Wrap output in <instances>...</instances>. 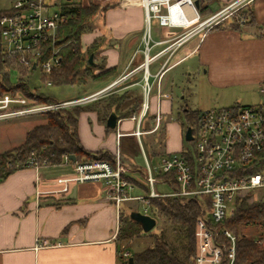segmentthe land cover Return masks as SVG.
Returning <instances> with one entry per match:
<instances>
[{"label": "crops", "instance_id": "1", "mask_svg": "<svg viewBox=\"0 0 264 264\" xmlns=\"http://www.w3.org/2000/svg\"><path fill=\"white\" fill-rule=\"evenodd\" d=\"M82 1L85 5L89 3V0ZM195 1H200V7L203 3L209 8L212 16L236 0ZM93 2L113 7L100 11L94 18V29L82 36L83 51L98 41L96 73L111 68L115 71L101 80H88L85 85L93 82L92 87L79 97L117 82L109 94L84 106L98 110L107 97L127 94L126 101L131 102L126 105L123 101L121 110L131 109L136 97L142 108L146 22L141 0ZM248 6L259 25L264 27V0H254ZM233 12L235 10L221 20V28L209 29L203 35H194L189 29L160 26L154 34L151 27L149 56L156 58L148 66L152 91L148 97V114L141 123L143 132H147L143 129L145 119L151 116L155 120L159 109L163 114V125L179 98L174 90H184V84L195 73H200L203 83L211 91L242 90L239 101L244 91H258L264 85V36L259 35L256 27H230L229 17ZM213 98L212 95L205 99L213 101ZM182 101V111L193 110L184 97ZM97 110L80 114L83 118L79 117L78 133L83 147L90 152L106 151L114 156L120 151L124 162H128L133 154L124 153L122 147L127 138L138 139L133 135L138 121L120 118L113 110L119 121L116 129L108 131L107 122L102 121ZM200 111L203 110L195 112ZM125 122H131L135 128L124 130ZM170 132L172 139L167 142V147L171 145V148L163 154L183 150L180 131L172 129ZM119 134L122 135L120 138ZM126 164L134 173L139 171L134 165ZM74 174V164L65 160L59 166L18 170L0 182V264H122V245L117 238L120 214L106 197L102 183H76Z\"/></svg>", "mask_w": 264, "mask_h": 264}, {"label": "built area", "instance_id": "2", "mask_svg": "<svg viewBox=\"0 0 264 264\" xmlns=\"http://www.w3.org/2000/svg\"><path fill=\"white\" fill-rule=\"evenodd\" d=\"M68 1L19 0L12 8L0 11V121L37 114L46 115L85 105L98 100L116 86L117 82H114L85 97L45 104L26 97L21 90H13L19 83L35 75L36 71L47 75L61 65L62 59L57 48H53L48 58L43 57L45 46L54 44L57 31L66 20L62 10ZM252 1L254 0H236L220 12L203 18L195 0H141L146 22L145 63L142 65L145 66V100L140 112L131 117L138 121L134 136L141 140L146 133L141 129V123L148 114V97L152 91L148 66L156 58L149 56L152 50L153 21H157L161 28L189 29L194 35H203L220 23L230 11L236 12ZM14 71L18 72V76H14L15 82L12 76ZM45 84L48 87L53 85L51 81ZM260 91L264 94V85L260 87ZM162 121L163 114L159 109L155 115V126L149 133L157 131ZM192 135L195 144L191 152L192 158H187L184 151L165 153L160 157L159 166L156 168L150 165L140 141L147 166L146 184L143 185L148 192L144 196L131 194L138 188L130 181V178H134V170L124 162L120 151L116 153L113 162L92 160L74 163L73 180L76 183H102L106 197L119 214L123 205L128 202H142L145 206L143 214L152 216L151 198L177 197L185 203L191 198L209 195L211 209L202 204V214L196 222V256L192 264H235L238 238L222 225L235 212L239 196L250 192L264 193V169L251 174L245 171L255 163L264 162V103L242 106L239 109L228 107L200 111ZM121 136L119 134V138ZM66 160L70 161L68 158ZM30 162L34 164V168H39L35 159ZM159 174L172 177L161 180L158 178ZM172 180L177 187L171 193L157 191L158 184L172 185ZM252 198L251 201L259 199ZM220 237L225 242L220 241ZM257 243L260 241L257 240ZM122 256L129 257L130 253L126 251Z\"/></svg>", "mask_w": 264, "mask_h": 264}, {"label": "trees", "instance_id": "3", "mask_svg": "<svg viewBox=\"0 0 264 264\" xmlns=\"http://www.w3.org/2000/svg\"><path fill=\"white\" fill-rule=\"evenodd\" d=\"M248 5L246 4L238 10L243 17L239 18V20L233 18L230 21V27L236 29L256 27L259 35L264 36V27L259 25L255 13ZM111 7L113 6H101L93 2V0H89L86 5L81 0H69L63 6L62 15L66 17V20L57 31L54 44L50 43L45 46V55L43 57L48 58L52 54L53 48H57L59 49L62 62L50 74L41 75L44 83L51 81L53 85L74 86L86 84L87 80H101L113 74L115 71L113 68L102 69L101 72L96 73V64L94 61L92 64L90 63L91 55L94 56L93 60H95V55L99 50L98 41H95L86 51H83L82 47V36L92 32L94 29V18L100 11H106ZM200 13L203 18H207V15L211 16L209 8L203 3L200 7ZM221 23L222 21L213 28H221ZM13 90H21L26 97L34 99L38 103L58 102L39 90L33 89L31 87V77L19 83ZM127 98V94L111 96L107 99L108 102L105 107L98 110L94 109V107L80 105L46 114V122L28 132L25 141L19 147L0 153V179L5 180L18 170L34 167V164L32 165L30 162L32 159H35V164L38 167L62 165L66 158L70 156H75L78 163L92 160L113 162L115 156L109 152H90L83 147L78 133L79 117L82 112L97 110L102 121L106 123L112 111L115 110L120 118H131L140 112L141 103L136 97L132 103V108L121 112V104ZM241 107L238 104L232 106L233 109ZM198 114L199 112L190 110H183L182 113H179L178 120L185 119L190 124L189 127L184 128L182 123L185 132L188 128H191L192 133H194L198 122ZM106 128L108 131L112 130L107 126ZM162 133L165 136L162 124L157 131L152 133L157 135L156 146H162L164 143V136L160 138ZM189 143H192L193 149L194 142L190 141ZM132 144L126 143L122 147L123 152L134 154ZM127 145L128 147H126ZM192 149L183 148L182 150L189 159L192 158ZM164 154L157 151L151 156L161 157ZM70 162L73 163L72 161ZM263 169L264 162H258L246 168L245 171L251 174ZM170 177L172 176L158 175L161 180H166ZM130 181L136 184L138 188L148 192V189L141 182L134 178H130ZM171 182L172 188H176V182L174 180ZM252 196L253 192L239 196L236 200L235 212L222 225V227L231 230L238 238L235 264H264V193L261 192L259 199L256 201H251ZM202 204L211 209V197L209 195H200L189 199L185 203L177 197L165 196L150 199V214L156 219H166L170 224L179 227L181 233L185 235L184 260L179 259L174 254L162 234L153 235L154 241L149 248L132 255L130 254L129 257H123L122 254L127 250L123 243L131 242L138 237L140 229L136 225L138 223L131 218L132 212L128 215L121 212L120 228L117 236L118 241L122 245L120 250L121 263L130 264V257H133V264H192L196 256V222L202 214ZM219 240L225 242L223 237H220ZM257 240L260 243H257Z\"/></svg>", "mask_w": 264, "mask_h": 264}, {"label": "rangeland", "instance_id": "4", "mask_svg": "<svg viewBox=\"0 0 264 264\" xmlns=\"http://www.w3.org/2000/svg\"><path fill=\"white\" fill-rule=\"evenodd\" d=\"M17 1L19 0H0V11H5L12 8L13 4ZM74 1H80V0H74ZM242 17L243 16L241 15V12L239 13L237 10L236 12H233L232 15L229 17L230 18L229 23H231L230 21H232L233 18L239 20V18ZM157 26L159 27L157 21L154 20L152 23L154 34ZM184 30L188 31L187 29ZM93 61L95 63V60ZM204 71L205 69H203V72ZM41 75L42 74L39 70L35 72V75L31 77V87L33 89L39 90L48 97L54 98L57 101H66L77 98L84 94V90L92 87V83H93L90 82V85L87 86L85 84L74 85V86L56 84V85H52L51 87H48L41 79ZM199 75L200 73L199 74L195 73L190 79H188V81H186V83L184 84V90L180 92H176V90H174L175 92L174 94L177 95V97L179 98L177 101H175L172 113L166 115L165 121L163 122L165 136L162 133L161 134L162 136L160 138H163L164 136L165 139L162 146L161 145L156 146L157 143L155 141L157 135L149 133L155 124V120L151 116H148L144 121L143 129H145V131L147 132L146 135H143L141 140L136 139L134 137H129L126 139L127 143H133L132 145L134 148V152H133L134 154L128 159V162L126 161V163H130L131 165H134L135 167L138 168L139 171L137 173H133L132 176L142 184H146L147 166H146V159L142 153L141 144L143 148H145L147 151L146 153L147 159L150 162L152 168H156L159 166L160 158L153 157L151 156V154H154L157 151L165 152L171 148V145H168L167 147V142H169V140L172 139V135L170 134L171 133L170 131H172V129H175L178 132L180 131L179 134L182 139V147L185 149H192V143H189L185 140V131L182 127V123L184 125V128L189 127L190 124L185 119H182L181 121L178 120L179 113H182V104H183L182 97L185 98V102L190 104V107L193 109L192 110L193 112L198 111L200 109L205 111L210 109L228 108L236 104L241 106H252L264 102V94L261 93L260 89L258 91L255 90L244 91V95L239 98L240 99L239 101L238 97L239 94L243 92L242 90L229 89L224 91H214V90L211 91L205 86L201 78L202 76ZM12 76L15 82L16 78L14 79V76L15 77L18 76V72L14 71L12 73ZM212 95L215 98V99L213 98V101L212 99L210 100L205 99L206 97L210 98ZM217 96H219V99H217ZM107 98L102 103L101 106L102 109L105 107V105L108 102ZM130 102L131 101H126V99L124 100V103L126 105H129ZM128 110L129 109H122L121 111L124 112ZM82 118L83 117H81V119ZM45 122H46L45 114H37V115L12 118V119H6L0 121V153L9 150H14L17 148V146L19 147L25 141L26 134L28 132L33 130L36 126L44 124ZM170 125H173V128ZM134 126L135 125H133L131 122H125L123 124L124 130L126 131H132L135 128ZM126 147H128V145ZM156 189L158 192L163 194L171 193L173 191L172 186L169 184H165V185L158 184L156 186ZM131 194L134 196H144L146 195V191L141 188H136L131 192ZM260 194L261 192L259 193L254 192L252 199L259 198ZM144 208L145 206L143 205L142 202H128L123 205L122 212L125 215L126 214L128 215L129 213L135 210L137 212L144 213ZM136 225L140 229L139 236L136 237L131 242L123 243V245L126 246L127 250L131 253V255L149 248L153 244L154 234H162L166 242H168V244L172 248L174 254L181 260L185 259L184 245L186 242V237L183 233H181L179 227L170 224L164 218L157 219V225L151 232H146L139 223Z\"/></svg>", "mask_w": 264, "mask_h": 264}, {"label": "water", "instance_id": "5", "mask_svg": "<svg viewBox=\"0 0 264 264\" xmlns=\"http://www.w3.org/2000/svg\"><path fill=\"white\" fill-rule=\"evenodd\" d=\"M195 4H196V7L198 9H200V1H196ZM93 57H94L93 55H91V57H90V63L91 64L93 63ZM118 121H119V118H118L117 114L115 112H112L111 115L109 116L108 120H107V127H109L110 129H116L117 125H118ZM185 140L187 142H190L193 140L191 128H188L186 130ZM68 159L70 161H72L73 163L77 162L75 156H70ZM1 181L2 180L0 179V182ZM131 218L133 220H135L137 223H139L146 232H151L157 225V219L156 218H154L150 215H146V214L137 212V211H134L131 213ZM133 263H134L133 257H130V264H133Z\"/></svg>", "mask_w": 264, "mask_h": 264}]
</instances>
